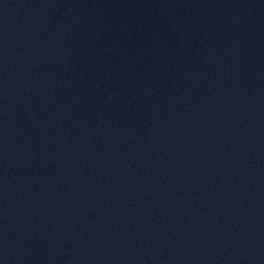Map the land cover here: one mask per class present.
<instances>
[{
	"label": "water",
	"instance_id": "water-1",
	"mask_svg": "<svg viewBox=\"0 0 264 264\" xmlns=\"http://www.w3.org/2000/svg\"><path fill=\"white\" fill-rule=\"evenodd\" d=\"M0 264H264V0H0Z\"/></svg>",
	"mask_w": 264,
	"mask_h": 264
}]
</instances>
